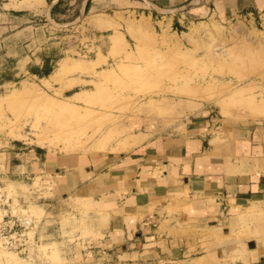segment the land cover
<instances>
[{
	"label": "rangeland",
	"instance_id": "1",
	"mask_svg": "<svg viewBox=\"0 0 264 264\" xmlns=\"http://www.w3.org/2000/svg\"><path fill=\"white\" fill-rule=\"evenodd\" d=\"M50 1L0 0V187L34 221L23 250L0 241V264H72L81 252L110 250L87 200L55 195L43 173L17 174L33 151H126L145 138L131 131H169L205 108L224 122H264L263 20ZM257 207L235 235L264 254Z\"/></svg>",
	"mask_w": 264,
	"mask_h": 264
},
{
	"label": "crops",
	"instance_id": "2",
	"mask_svg": "<svg viewBox=\"0 0 264 264\" xmlns=\"http://www.w3.org/2000/svg\"><path fill=\"white\" fill-rule=\"evenodd\" d=\"M88 1L121 11L147 2L157 13L183 11L178 14L220 23L264 21V0ZM84 10L80 4L79 15ZM130 133L145 138L133 140L126 151L38 149L15 165L18 175L33 179L43 173L40 177L54 179L55 195L87 200L95 218L102 219L109 252H81L72 264H254L264 259L249 246L251 237L235 235L249 225L250 209H264V122H224L205 108L169 131Z\"/></svg>",
	"mask_w": 264,
	"mask_h": 264
},
{
	"label": "built area",
	"instance_id": "3",
	"mask_svg": "<svg viewBox=\"0 0 264 264\" xmlns=\"http://www.w3.org/2000/svg\"><path fill=\"white\" fill-rule=\"evenodd\" d=\"M0 187V241L10 249H21L29 242L28 232L34 228L33 216L25 204L13 206Z\"/></svg>",
	"mask_w": 264,
	"mask_h": 264
},
{
	"label": "water",
	"instance_id": "4",
	"mask_svg": "<svg viewBox=\"0 0 264 264\" xmlns=\"http://www.w3.org/2000/svg\"><path fill=\"white\" fill-rule=\"evenodd\" d=\"M52 2H53V1H52ZM146 4H147L150 8L154 9L153 6H152L150 3H147V2H146Z\"/></svg>",
	"mask_w": 264,
	"mask_h": 264
},
{
	"label": "bare ground",
	"instance_id": "5",
	"mask_svg": "<svg viewBox=\"0 0 264 264\" xmlns=\"http://www.w3.org/2000/svg\"><path fill=\"white\" fill-rule=\"evenodd\" d=\"M252 114H253V112H252Z\"/></svg>",
	"mask_w": 264,
	"mask_h": 264
}]
</instances>
